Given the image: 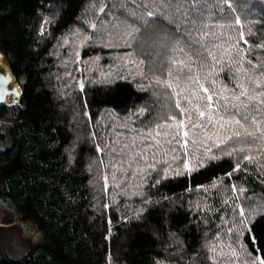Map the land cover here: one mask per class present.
<instances>
[{"label":"trees","instance_id":"obj_1","mask_svg":"<svg viewBox=\"0 0 264 264\" xmlns=\"http://www.w3.org/2000/svg\"><path fill=\"white\" fill-rule=\"evenodd\" d=\"M0 54V264L264 261V0H0Z\"/></svg>","mask_w":264,"mask_h":264},{"label":"rangeland","instance_id":"obj_2","mask_svg":"<svg viewBox=\"0 0 264 264\" xmlns=\"http://www.w3.org/2000/svg\"><path fill=\"white\" fill-rule=\"evenodd\" d=\"M45 27L47 26V21L44 25ZM1 55V54H0ZM2 56V55H1ZM0 56V71L1 73L5 74L6 73V70L10 71L9 69V66L7 65L4 57ZM18 87V84L16 82V80L13 81L12 84H10V88H14V87ZM18 93H19V96H20V90H19V87H18ZM18 97H13L11 95H8L7 99L5 100L7 103H12V102H15L16 100H18ZM3 147V144L0 143V148ZM28 239V237H23L20 233H19V230L15 227H12L11 225L10 226H7V227H4L3 230L0 231V241L3 242V243H7L9 245H11L12 241H20L22 243H25L24 240ZM26 245V244H25Z\"/></svg>","mask_w":264,"mask_h":264},{"label":"snow or ice","instance_id":"obj_3","mask_svg":"<svg viewBox=\"0 0 264 264\" xmlns=\"http://www.w3.org/2000/svg\"><path fill=\"white\" fill-rule=\"evenodd\" d=\"M148 15H151V13L149 12ZM10 81V77L0 75V100H2L3 96L7 93V85L10 83ZM169 87H171V85H169ZM11 94L16 95L17 93L13 92ZM208 99L211 100V96H209ZM177 107H179V105H177ZM200 115L203 116L204 113L201 112ZM237 123H239V121H237ZM185 135H187V133H185ZM261 264H264V261H262Z\"/></svg>","mask_w":264,"mask_h":264},{"label":"flooded vegetation","instance_id":"obj_4","mask_svg":"<svg viewBox=\"0 0 264 264\" xmlns=\"http://www.w3.org/2000/svg\"><path fill=\"white\" fill-rule=\"evenodd\" d=\"M1 56V55H0ZM2 57V56H1ZM0 65H1V63H0ZM10 72L11 71H7L6 70V73L5 74H3V73H1V71H0V75H3V76H6V77H10L11 78V81H10V83L7 85V93L3 96V99L2 100H0V107L3 105V104H5V103H7L5 100L7 99V97H8V95H11V96H13V97H18L19 96V91H18V87L16 86V87H14V88H10L9 86H10V84H12L13 83V81L15 80V78H13L12 77V75H10ZM13 92H15V93H17L16 95H12L11 93H13Z\"/></svg>","mask_w":264,"mask_h":264},{"label":"water","instance_id":"obj_5","mask_svg":"<svg viewBox=\"0 0 264 264\" xmlns=\"http://www.w3.org/2000/svg\"><path fill=\"white\" fill-rule=\"evenodd\" d=\"M10 75H12V73L10 72ZM12 77H13V75H12ZM14 78V77H13Z\"/></svg>","mask_w":264,"mask_h":264}]
</instances>
